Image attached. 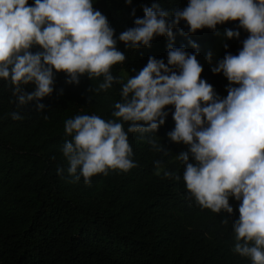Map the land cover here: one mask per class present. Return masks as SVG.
<instances>
[{"label":"clouds","instance_id":"obj_1","mask_svg":"<svg viewBox=\"0 0 264 264\" xmlns=\"http://www.w3.org/2000/svg\"><path fill=\"white\" fill-rule=\"evenodd\" d=\"M93 4V0H34L33 5L29 0H0V78L15 86L17 106L36 101V109L45 110L40 101L53 93L57 72L66 73V82L76 85L84 74L91 80L103 76L98 87L89 89L92 93L122 85V101L112 112L116 119L84 114L65 121V133L71 137L61 149L66 171L73 182L83 178L91 184L97 174L137 167L128 133H157L169 114L166 106L174 105L175 127L167 135L188 146L177 156L185 164L189 198L229 214L234 212L230 197L240 201L239 218L232 221L233 250L252 264H264V0H189L172 11L155 0L118 38L107 16ZM182 20L192 34L205 27L215 31L228 21L239 22L236 30H225L228 38H239V28L249 33L238 54L226 53L212 68L229 81L226 97L202 79L196 42H190L195 53L173 46V29ZM156 36L170 41L167 63L150 56L127 82L112 73V67L127 58L118 41L129 50L139 49L151 47ZM36 45L42 50L32 52ZM212 55L207 54L209 62ZM30 83L35 88L28 92L24 86ZM10 115L23 118L17 112ZM123 122H131L127 131ZM57 171L63 175L65 169ZM173 175L164 172L166 178Z\"/></svg>","mask_w":264,"mask_h":264},{"label":"trees","instance_id":"obj_2","mask_svg":"<svg viewBox=\"0 0 264 264\" xmlns=\"http://www.w3.org/2000/svg\"><path fill=\"white\" fill-rule=\"evenodd\" d=\"M154 2L132 0L128 5L125 0H93V6L107 16L118 38L135 26L136 18L144 16L143 7ZM159 3L172 11L187 6L189 0ZM238 25V21H228L217 27L236 30ZM173 31V46L195 53L190 42L199 45L202 79L218 94L228 95V79L201 61L216 42L217 30L205 27L192 34L182 20ZM239 31V38L227 37L221 49L223 58L229 52L238 54L243 47L249 33ZM169 43L166 36H156L151 47L129 50L118 41V49L127 58L114 65L112 73L127 82L150 56L167 63ZM40 50L38 45L31 49ZM67 79L66 73H56L53 93L40 101L46 108L38 111L36 101L18 107L15 86L0 78V264H252L250 258L233 250L232 221L239 218L240 201L230 197L234 212L229 214L216 213L189 198L183 179L185 164L177 156L176 142L167 135L175 127L174 105L166 106L169 114L157 133H128L137 167L97 174L91 184H85L83 178L73 182L61 150L71 139L65 133V121L84 114L116 119L112 112L115 103L122 101V85L114 83L92 93L89 89L98 87L103 76L91 80L84 74L79 85L68 84ZM24 87L31 92L35 85ZM13 112L23 118L12 119ZM123 123L127 131L131 122ZM59 168L65 169L63 175ZM165 171L173 177L166 178Z\"/></svg>","mask_w":264,"mask_h":264},{"label":"rangeland","instance_id":"obj_3","mask_svg":"<svg viewBox=\"0 0 264 264\" xmlns=\"http://www.w3.org/2000/svg\"><path fill=\"white\" fill-rule=\"evenodd\" d=\"M216 30H217V40L214 43V45L210 46V52L213 54L211 62H209L206 57L201 58V61L204 64L212 66V67L217 66L219 60L223 59V57L221 55V49H222L223 44L227 40V36L225 34V30L226 29L221 28V27H217ZM118 65H121V64H117V66ZM120 72H121L123 77H126V72L124 70L121 69ZM219 95L221 97H226L227 96L225 94H219ZM176 144H177V147L179 148V152L180 153L188 151V146L187 145H185L183 143H176Z\"/></svg>","mask_w":264,"mask_h":264}]
</instances>
